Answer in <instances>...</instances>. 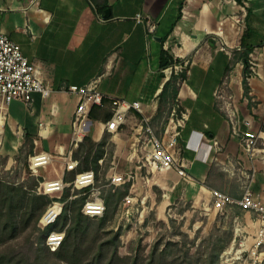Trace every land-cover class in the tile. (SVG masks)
<instances>
[{
  "label": "crops",
  "instance_id": "crops-1",
  "mask_svg": "<svg viewBox=\"0 0 264 264\" xmlns=\"http://www.w3.org/2000/svg\"><path fill=\"white\" fill-rule=\"evenodd\" d=\"M138 13L155 21L154 31L137 21ZM0 32L21 45L56 96L51 110L55 119L37 105L27 109L40 94L28 105L14 101L4 110L0 153L14 151V157L21 147V131L28 130L37 140L43 122L54 143L40 150L37 140L35 151L52 153L54 171L61 174L59 152L69 149L75 109L70 117L64 115L57 105L58 95L65 102L70 85L96 80L105 95L140 101L158 134L174 105L189 113L178 147L187 174L181 177L169 171L155 177L156 184L159 181L168 191L183 189L184 199L195 202L210 200L213 190L239 199L250 176L254 194L264 200V155L249 159L230 117L236 109L242 120L250 119L253 131H263L259 146L264 147V0H237V4L228 0H185L184 4L183 0H0ZM163 50L188 62L184 81L166 93L161 92L170 77L160 68ZM245 50L260 56L257 70H251L248 78V94L242 84L243 70L234 76V69L244 64L238 58ZM234 84L239 85L237 90ZM21 104L28 116L21 115ZM160 114L164 116L159 121ZM136 118H128L120 134L113 136L115 142L128 125L133 130ZM59 127L65 131L60 133ZM130 138L126 159L132 161L138 151ZM100 139L101 135L94 138ZM72 177L66 174V180ZM232 208L240 210L242 217L236 216L242 219L241 231L253 243L260 227L257 214L235 204Z\"/></svg>",
  "mask_w": 264,
  "mask_h": 264
},
{
  "label": "built area",
  "instance_id": "built-area-1",
  "mask_svg": "<svg viewBox=\"0 0 264 264\" xmlns=\"http://www.w3.org/2000/svg\"><path fill=\"white\" fill-rule=\"evenodd\" d=\"M237 4V0H228ZM138 22L143 23L149 32L156 28V23L151 17L143 16L138 13L136 16ZM237 49H241L238 47ZM259 54L250 52L248 57V66L250 70L256 71L259 66ZM188 62L185 59L175 62L170 67L164 69L167 76L180 74L186 69ZM244 68V64L242 65ZM52 88L43 80V72L34 63L24 55L19 43L11 40L8 35L0 32V120L4 118V110L14 101H20L25 105L30 104L36 94L47 98L52 93ZM66 91L77 97L75 110L72 114V134L70 146L67 152L61 151L60 156L63 160L61 174L55 170L56 177L44 178L40 169H46L53 166L54 155L47 151H34L28 157L29 174L37 178L38 184L33 189L36 194L47 195L52 200L44 210L38 220V227L45 230L47 227L55 224L63 214L64 208L72 200L79 196H84L85 200L81 212L93 219L102 218L106 212V201L104 196V186L118 187L126 183L134 182L137 179L135 171L119 172L116 170L117 164L112 161V166L106 173V185H102L93 168L80 170L81 161L84 156L75 157L74 152L84 142L88 135L92 120L90 112L94 106L106 107L111 111V117L105 121H99L101 136L104 133H110L112 136H118L123 130L131 115L137 117L133 128L132 138L134 151L142 152L138 169L148 168L154 177L160 174H166L169 171L183 177L186 176L185 162L177 157L179 140L182 131L189 119V113L181 110L179 104L174 105L163 122L160 134L153 129L150 118L144 115L140 101L127 100L124 98L105 95L98 89L97 81L94 80L85 85H70ZM232 112V111H231ZM136 114H142L140 118ZM233 129L235 133L241 134V146L243 152L253 160L259 154L264 155V147L259 146L261 133L252 130V121L250 119H241L236 109L230 113ZM264 119V118H263ZM264 122V121H263ZM264 126V123H263ZM40 137L49 138V129L46 124L39 122ZM37 145V140H34ZM217 143L210 145L211 148ZM137 146V147H136ZM213 150V149H212ZM105 157L99 159V164L103 165ZM72 173L71 180H66V174ZM249 184L245 185L241 198L235 199L228 194L213 190L212 194L216 196L218 203L235 204L243 210L253 211L258 216L260 227L254 235L253 243L249 242V236H245L240 244L243 251L252 250L254 264H260L264 260V200L256 196L251 188L252 178L249 176ZM134 184V183H133ZM157 185L166 190V186L157 181ZM66 189L70 190L67 199H63ZM146 197L141 200L135 199L132 194L125 195L119 204V213L121 218L126 217L129 220L130 215L137 206L144 209L146 207ZM136 205V206H135ZM69 223L62 230H53L46 236V246L51 251H56L63 243L66 230ZM236 232H241L239 226ZM259 254V256L257 255ZM262 255V256H261ZM259 261V262H258Z\"/></svg>",
  "mask_w": 264,
  "mask_h": 264
},
{
  "label": "trees",
  "instance_id": "trees-1",
  "mask_svg": "<svg viewBox=\"0 0 264 264\" xmlns=\"http://www.w3.org/2000/svg\"><path fill=\"white\" fill-rule=\"evenodd\" d=\"M250 52L251 50H245L238 58L244 61L242 84L246 94L250 91L248 78L252 74L247 65ZM161 56L162 70L182 60L165 50ZM186 74L187 68L178 75L172 74L161 93H166L168 88L176 89V83L184 81ZM110 117L108 106H94L91 109L90 118L105 121ZM110 136L112 134L105 133L99 141L89 135L85 137L84 142L74 152L75 157L84 156L80 170L93 168L98 179L106 176L114 152V144L109 142ZM24 138L23 147L28 145L29 153L23 158L24 148L20 149L16 159H24L25 168L29 170L28 157L35 151V139L28 130ZM103 157L105 164L100 165L99 159ZM37 184V178L31 175L18 183L0 179V264H219L221 254L233 239L231 230L221 233L218 231L211 234L209 247L204 253L193 255L186 252L185 240L189 237L183 234V246L177 241L157 239L149 253L144 256L138 252L121 256L119 247L122 229L108 230L104 232L105 236L102 230L113 219L119 200L128 193L130 183L124 184L121 193L114 192L112 188L105 190L106 212L102 218L93 219L84 215L81 208L85 197L79 196L69 202L58 221L45 230H41L37 224L52 199L47 195L36 194L33 189ZM69 194L70 190L66 189L63 199H67ZM68 223L62 245L56 251H51L45 243L47 234L53 230L64 229ZM24 233H27L24 244L17 247L13 241ZM260 264H264V260Z\"/></svg>",
  "mask_w": 264,
  "mask_h": 264
},
{
  "label": "rangeland",
  "instance_id": "rangeland-1",
  "mask_svg": "<svg viewBox=\"0 0 264 264\" xmlns=\"http://www.w3.org/2000/svg\"><path fill=\"white\" fill-rule=\"evenodd\" d=\"M211 64L212 59L209 61ZM211 66V65H210ZM209 68V65H206ZM243 68L241 65L237 66V70L234 69V76H238L242 73ZM215 72V70H211ZM239 85L234 84L233 90H237ZM37 96L36 102L27 106V109L31 110L33 106L40 107L42 112L52 119L55 117L51 114L52 104L56 99L54 94H51L47 98ZM76 96L67 94V99L63 102L61 95H58L57 105L61 112L68 117L75 109ZM241 106V103H239ZM21 115L28 116L25 107L21 104ZM162 114L160 120H163ZM92 125L88 131V135L97 139L100 137L99 119L90 118ZM128 125L122 132V138L117 142L114 141L113 136L109 137V142L114 144V152L112 161L114 160L115 152H117V164L119 172H126L130 170H136L137 179L131 182L130 189L127 194H132L137 200H141L146 197L147 204L144 209L141 207L136 208L133 211V215H130L129 220L122 219L118 227V222L121 218L119 213V204L122 198L119 200L117 209L113 219L108 223L107 227L102 230L104 232L108 230L122 229L121 244L119 247V254L121 256L134 254L136 252L141 253L143 256L148 254L151 246L157 239L171 240L180 242L183 246V234L188 235V239L185 240L186 252L196 255L197 253H204L210 244V236L213 233H219L223 231L231 230L233 232V239L226 250L221 254L219 264H254V256L252 250L243 251L240 244L244 241L245 236L248 235L241 232H236V227L239 226L242 230V219L238 218V215L242 217L239 209L232 208L234 204L218 203L215 195H211V199L204 198L202 201H194L190 199H184L183 189L176 188L173 191L163 190L155 183V177L152 172H148L146 167L141 169H135L136 166L142 164L140 162V156L142 152H138L132 161L126 159L131 150V135L133 130ZM69 128H67V131ZM60 133L65 130L61 127L58 128ZM23 136V137H22ZM105 136V133L101 136V139ZM40 150H47L52 147L54 143V135H51L49 139H41L38 137ZM25 144V138L23 130L21 131V147H19L18 153L13 157V152L5 154L4 151L0 153V179L10 183H18L26 180L30 174L29 170L25 168L24 159L19 161L16 156L19 154L20 149L24 148L23 158L29 153V146ZM36 146V145H35ZM3 145H1L2 150ZM178 147H180L178 145ZM82 156V155H81ZM179 152L177 157L181 158ZM112 161L110 166H112ZM105 164V161H104ZM29 169V168H28ZM40 173L44 178L56 177L53 166H48L46 169H40ZM101 174V173H100ZM102 185H106V178L101 177L99 179ZM134 183V184H133ZM250 182L248 181L247 184ZM124 185L118 187L104 186V191L110 188L114 192L118 193L124 190ZM119 188V189H118ZM252 188V185H251ZM126 194V195H127ZM27 233L20 235L13 241L17 247H21L24 244ZM264 249V248H263ZM259 256V254H257ZM262 256V255H261ZM259 262V261H258ZM257 264V263H256Z\"/></svg>",
  "mask_w": 264,
  "mask_h": 264
},
{
  "label": "water",
  "instance_id": "water-1",
  "mask_svg": "<svg viewBox=\"0 0 264 264\" xmlns=\"http://www.w3.org/2000/svg\"><path fill=\"white\" fill-rule=\"evenodd\" d=\"M107 16V15H106Z\"/></svg>",
  "mask_w": 264,
  "mask_h": 264
}]
</instances>
